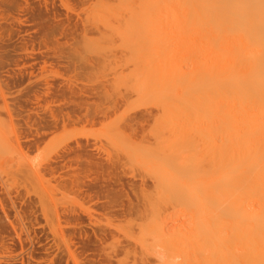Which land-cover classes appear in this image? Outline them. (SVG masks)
<instances>
[{"label": "rangeland", "instance_id": "obj_1", "mask_svg": "<svg viewBox=\"0 0 264 264\" xmlns=\"http://www.w3.org/2000/svg\"><path fill=\"white\" fill-rule=\"evenodd\" d=\"M191 9L0 0V264H221L222 41Z\"/></svg>", "mask_w": 264, "mask_h": 264}, {"label": "bare ground", "instance_id": "obj_2", "mask_svg": "<svg viewBox=\"0 0 264 264\" xmlns=\"http://www.w3.org/2000/svg\"><path fill=\"white\" fill-rule=\"evenodd\" d=\"M191 7L222 41L224 173L208 211L212 248L221 264H264V0Z\"/></svg>", "mask_w": 264, "mask_h": 264}]
</instances>
